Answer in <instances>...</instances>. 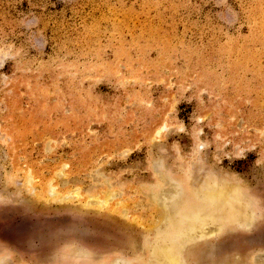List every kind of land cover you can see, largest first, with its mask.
<instances>
[{"label": "rangeland", "instance_id": "1", "mask_svg": "<svg viewBox=\"0 0 264 264\" xmlns=\"http://www.w3.org/2000/svg\"><path fill=\"white\" fill-rule=\"evenodd\" d=\"M162 258L264 264V0H0V264Z\"/></svg>", "mask_w": 264, "mask_h": 264}, {"label": "bare ground", "instance_id": "2", "mask_svg": "<svg viewBox=\"0 0 264 264\" xmlns=\"http://www.w3.org/2000/svg\"><path fill=\"white\" fill-rule=\"evenodd\" d=\"M177 192H178V188L176 187V188H170V189L163 190L160 193H161V195H164V196L168 195L167 196L168 199H173V196H170L169 193H177ZM208 193L213 194L215 192H213L212 188H210V191L207 192V195L204 196L202 201H200L203 204L202 208L200 210H196V211L192 210V211L185 213V215L184 214L181 215L180 220L178 222H176V224H173L172 228H173V230L176 229L177 231H179L178 236L180 239L185 240L184 233H185L186 228L196 229V231L198 230V233L201 234L203 231H205L208 228V224L210 222H213V220H215V218L217 217V215L215 214L214 209H213L215 207V203H213L215 200V196L212 194L210 195ZM220 193H230V192H228L227 189H223ZM161 195H159L160 200L162 198ZM217 195H218V193H217ZM216 198H218V197L216 196ZM219 198H220V196H219ZM216 202H218V201H216ZM226 211H227V207L225 205L220 207L219 212L226 215ZM218 229L216 228V230H218ZM210 232H213L212 229L210 231H207L206 234H208ZM190 233H192V232H190ZM185 235H186V233H185ZM162 259H164L162 261V264H173L169 258H162Z\"/></svg>", "mask_w": 264, "mask_h": 264}]
</instances>
